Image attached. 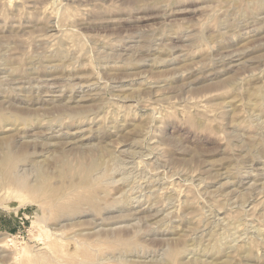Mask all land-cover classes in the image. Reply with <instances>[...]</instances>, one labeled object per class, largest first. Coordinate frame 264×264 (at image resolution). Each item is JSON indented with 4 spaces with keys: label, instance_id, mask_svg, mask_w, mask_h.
I'll list each match as a JSON object with an SVG mask.
<instances>
[{
    "label": "rangeland",
    "instance_id": "obj_1",
    "mask_svg": "<svg viewBox=\"0 0 264 264\" xmlns=\"http://www.w3.org/2000/svg\"><path fill=\"white\" fill-rule=\"evenodd\" d=\"M0 113V264H264V0H0Z\"/></svg>",
    "mask_w": 264,
    "mask_h": 264
},
{
    "label": "bare ground",
    "instance_id": "obj_2",
    "mask_svg": "<svg viewBox=\"0 0 264 264\" xmlns=\"http://www.w3.org/2000/svg\"><path fill=\"white\" fill-rule=\"evenodd\" d=\"M63 45V44H62ZM62 47V46H61ZM62 48H64V47H62ZM60 51V50H59ZM61 62H63V61H61ZM29 79V78H28ZM21 81V80H20ZM19 81V82H20ZM27 82V81H26ZM89 82V81H88ZM93 82V81H92ZM24 83V82H23ZM91 83V82H90ZM97 83V82H96ZM26 84V83H25ZM93 84V83H92ZM95 84V83H94ZM51 85V84H50ZM79 85V84H78ZM90 85V84H89ZM86 86V85H85ZM35 87V86H34ZM51 87V86H50ZM53 87V86H52ZM54 88V87H53ZM82 88V87H81ZM20 89H21V87H20ZM19 89V90H20ZM103 89V88H102ZM33 90V89H32ZM65 90V89H64ZM71 90V89H70ZM76 90V89H75ZM97 90V89H96ZM38 92V91H37ZM31 93H33V92H31ZM30 93V94H31ZM51 93V92H50ZM96 93V92H95ZM9 95H11V94H9ZM33 95H34V93H33ZM73 95V94H72ZM92 95H93V93H92ZM101 95V94H100ZM35 96V95H34ZM59 96V95H58ZM91 96V95H90ZM27 97V96H26ZM62 97V96H61ZM99 97V96H98ZM28 98V97H27ZM39 98V97H38ZM97 98V97H96ZM29 99H31V98H29ZM28 99V100H29ZM33 99V98H32ZM36 99V98H35ZM86 99V98H85ZM40 100V99H39ZM45 100V99H44ZM52 100V99H51ZM68 100V99H67ZM70 100V99H69ZM68 100V101H69ZM34 101V100H33ZM36 101V100H35ZM38 101V100H37ZM71 101V100H70ZM81 101H83L82 99H81ZM72 102V101H71ZM71 102H69V104L71 103ZM31 103V102H30ZM33 103V102H32ZM36 103V102H35ZM53 103V102H52ZM55 103V102H54ZM62 102H60V104H61ZM77 103V102H76ZM63 104V103H62ZM66 105H67V107H68V104L67 103H65ZM55 105V104H54ZM61 107H59V108H61L60 110L61 111H63L64 112V110H66L67 109V107H65V105H60ZM80 106V105H79ZM70 107V106H69ZM84 107V106H83ZM71 109V108H70ZM68 110V109H67ZM72 110V109H71ZM70 110V111H71ZM81 110V109H80ZM85 110V109H84ZM69 111V110H68ZM75 111V110H74ZM73 111V112H74ZM91 111H93V110H91ZM67 113V112H66ZM77 113V112H76ZM84 113H85V111H84ZM120 113H121V111H120ZM7 114V113H6ZM70 114V113H69ZM83 113L81 112V111H79L77 114H76V116L79 118H81V116L83 117V115H82ZM55 115H56V113H55ZM54 115V116H55ZM73 115H74V113H73ZM120 115V114H119ZM72 116V115H71ZM85 116V115H84ZM97 116V115H96ZM125 116V115H124ZM123 116V117H124ZM15 117V116H14ZM75 117V116H74ZM77 117H75V118H77ZM87 117V116H86ZM20 118H22V117H20ZM56 118V117H55ZM71 118V117H70ZM80 118H79V120H80ZM85 118V117H84ZM13 119V118H12ZM23 120H25L24 118H22ZM47 119V118H46ZM57 119V118H56ZM55 119V120H56ZM60 119H62V118H60ZM28 120V119H27ZM30 120V119H29ZM40 120V119H39ZM51 120V119H50ZM85 120V119H84ZM54 121V120H53ZM61 121H63V120H61ZM60 121V122H61ZM73 121V120H72ZM81 121H82V118H81ZM17 122H19V118L17 119V117H16V119H14V120H11V118H9V117H7L5 114H1L0 113V128H5L6 126V124H12V125H15V123H17ZM22 122V121H21ZM20 122V123H21ZM56 122V121H55ZM59 122V123H60ZM97 122V121H96ZM50 123V122H49ZM52 123V122H51ZM27 124V123H26ZM22 125V124H21ZM94 125V124H93ZM64 126V125H63ZM43 127V126H42ZM67 128V127H66ZM2 132H3V130H2ZM65 132V131H64ZM48 133V132H47ZM45 134V133H44ZM3 136V135H2ZM41 136V135H40ZM6 137V136H5ZM262 137V136H261ZM58 138V137H57ZM100 138V137H99ZM37 139V138H36ZM48 139V138H47ZM9 140V139H8ZM61 140V139H60ZM11 141V140H10ZM37 142V141H36ZM102 142V141H101ZM134 142V141H133ZM72 143V142H71ZM51 146V145H50ZM77 146V145H76ZM80 146V145H79ZM53 147H57V145L55 146H53ZM60 147V146H59ZM98 147V146H97ZM6 148H8V147H6ZM10 148V147H9ZM14 148V147H13ZM50 148V147H49ZM42 149V148H41ZM104 150H105V148H104ZM35 152V151H34ZM44 153V152H43ZM60 153V152H59ZM8 154V153H7ZM36 154H37V152H36ZM45 154V153H44ZM97 154V153H96ZM262 154V153H261ZM85 155V154H84ZM90 155V154H89ZM137 155H139V154H137ZM142 155V154H141ZM264 155V154H263ZM8 156H11V155H7V156H4L3 158H0V170H1V168H3V167H6V165L8 164V163H6V158H7V160H8V162H9V160L11 159V158H9ZM22 156V155H21ZM36 156V155H35ZM35 156H33L34 158H35ZM39 156V155H38ZM96 156V155H95ZM2 157V156H1ZM6 157V158H5ZM14 157V156H13ZM25 157V156H24ZM23 157V158H24ZM27 157V156H26ZM62 158V157H61ZM88 158H89V156H88ZM135 158V157H134ZM132 159V158H131ZM142 159V158H141ZM58 160V159H57ZM63 160V159H62ZM52 161V160H51ZM20 162H21V158L19 159V160H10V163H9V166H10V170H12V173L11 174H13L14 175V177L13 178H15L14 179V189H17V188H27V190L29 189V194H31V197L33 198V201L35 202V203H37L38 202V199H40L41 197H42V195H43V188L48 184V178L49 177H47V175H45V174H43L42 176H43V181H41L39 184H37L36 186L33 184V186L31 185H27V183L25 184V182H21L20 180H18L17 179V174H18V164H20ZM50 162V161H49ZM29 163V162H28ZM24 164H25V162H24ZM23 164V166H25ZM69 164V163H68ZM100 165V162H98V161H94V162H92L91 164H89V166L88 167H84L85 168V170H84V174H85V176L88 174V172L89 171H91L92 169H95V168H97L98 166ZM8 166V165H7ZM15 166H17L16 168H15ZM31 166H32V164H31ZM73 166V165H72ZM147 166V165H146ZM58 167V166H57ZM70 167V166H69ZM74 167V166H73ZM22 168V167H21ZM40 168V167H39ZM15 169V170H14ZM16 169H17V171H16ZM37 169V168H36ZM80 169V168H79ZM98 169V168H97ZM23 170V169H22ZM38 170V169H37ZM59 170V169H58ZM2 171V170H1ZM0 171V172H1ZM62 171H63V169H62ZM65 171V170H64ZM63 171V172H64ZM25 172V171H24ZM49 172V171H48ZM56 173V172H55ZM61 173V172H60ZM77 173V172H76ZM21 174V173H20ZM30 174V173H29ZM32 174V173H31ZM50 175H51V173H49ZM5 175V174H4ZM9 175V174H8ZM25 175V174H24ZM41 175V174H40ZM26 176V175H25ZM36 176V175H35ZM37 176H39V174L37 175ZM57 176V175H56ZM62 176V175H61ZM40 177V176H39ZM51 177V176H50ZM53 177V176H52ZM60 177V176H59ZM58 177V178H59ZM6 178V177H5ZM9 178V177H8ZM25 178V177H24ZM61 178V177H60ZM88 178V177H87ZM4 179V178H3ZM2 179V180H3ZM28 179V178H27ZM40 179V178H39ZM77 179V178H76ZM80 179V178H79ZM78 179V180H79ZM91 179V178H90ZM92 180H94V179H92ZM1 181V180H0ZM33 181V180H32ZM71 181V180H70ZM82 181V180H81ZM8 182V181H7ZM12 182V181H11ZM87 182V181H86ZM113 182H114V180H113ZM112 182V183H113ZM9 183V182H8ZM8 183H6V184H8ZM73 183V182H72ZM74 183H76L75 181H74ZM77 183H78V181H77ZM76 183V184H77ZM94 183V182H93ZM75 184V185H76ZM82 184V183H81ZM87 184V183H86ZM91 184V183H90ZM169 184V183H168ZM167 184V185H168ZM3 185V184H2ZM69 185V184H68ZM84 185H85V183H84ZM83 185V186H84ZM111 185V184H110ZM179 185V184H178ZM7 186V185H6ZM81 186V185H80ZM113 186V185H112ZM8 187V186H7ZM13 187V186H12ZM11 186H10V188H12ZM17 187V188H16ZM92 187V186H91ZM123 187V186H122ZM155 187V186H154ZM162 187V186H161ZM176 187V186H175ZM178 187V186H177ZM46 188V187H45ZM4 189V188H3ZM8 189H9V187H8ZM63 189H67V188H63ZM72 189V188H71ZM90 189V188H89ZM146 189V188H145ZM159 189V188H158ZM170 189V188H169ZM177 189V188H176ZM2 190V189H1ZM75 190V189H74ZM94 190V189H93ZM124 190V189H123ZM4 191H5V189H4ZM21 191V190H20ZM66 191V190H65ZM78 191V190H77ZM1 192V194H2V192L3 191H0ZM27 192V194H28V191H26ZM74 192V191H73ZM95 192V191H94ZM4 193V192H3ZM51 193V192H50ZM90 193V192H89ZM162 193V192H161ZM181 193V192H180ZM16 194H17V192H16ZM19 194V193H18ZM22 194V193H21ZM24 194H26V193H24ZM52 194V193H51ZM72 194V193H71ZM87 194V193H86ZM154 194V193H153ZM166 194V193H165ZM93 195V194H92ZM164 195V194H163ZM2 197L4 196L3 194L1 195ZM30 196V195H29ZM56 196V195H55ZM70 196V195H69ZM129 196V195H128ZM65 197V196H64ZM150 197V196H149ZM153 197V196H152ZM4 198V197H3ZM44 198V197H43ZM50 198V197H49ZM57 198V197H56ZM129 198V197H128ZM148 198V197H147ZM48 199V198H47ZM80 199V198H79ZM91 199V198H90ZM1 200V199H0ZM46 200V199H45ZM63 200V199H62ZM81 200H86V198L85 199H81ZM87 201V200H86ZM124 201V200H123ZM159 201V200H158ZM41 202V201H40ZM67 202V201H66ZM69 202V201H68ZM78 202V201H77ZM77 202H75L74 204H76ZM81 202V201H80ZM156 202V201H155ZM179 202V201H178ZM3 203V202H2ZM6 202H4V204H5ZM9 203V202H8ZM62 203V202H61ZM91 203V202H90ZM94 203V202H93ZM38 204V203H37ZM42 204V203H41ZM118 204V203H117ZM0 205H1V203H0ZM39 205V204H38ZM46 205V204H45ZM52 205V204H51ZM58 205V204H57ZM65 205V204H64ZM68 205V204H67ZM78 205V204H77ZM96 205V204H95ZM116 205V204H115ZM151 205V204H150ZM72 206V205H71ZM161 206V205H160ZM173 207V206H172ZM179 207V206H178ZM76 208V207H75ZM162 208V207H161ZM55 209V208H54ZM66 209V208H65ZM68 209H70V208H68ZM71 210V209H70ZM75 210V209H74ZM62 211H63V209H62ZM150 211V210H149ZM153 211V210H152ZM64 212V211H63ZM77 212V211H76ZM143 212V211H142ZM68 213V212H67ZM78 213V212H77ZM82 213V212H81ZM63 214H65V213H63ZM173 214V213H172ZM60 215V214H59ZM58 215V216H59ZM153 215V214H152ZM55 217V216H54ZM173 218V217H172ZM261 234V233H260ZM261 237V236H260ZM253 240V239H252ZM205 241H206V239H205ZM258 241V240H257ZM192 242V241H191ZM195 243V242H194ZM199 243V242H198ZM246 243V242H245ZM248 243H250V242H248ZM224 244V243H223ZM251 244V243H250ZM194 245V244H193ZM204 245V244H203ZM228 245V244H227ZM234 245V244H233ZM187 246H189V245H187ZM220 247H222L221 245H219ZM208 247V246H207ZM214 247V246H213ZM217 248H218V246H216ZM219 247V248H220ZM224 247V246H223ZM228 247V246H227ZM232 247V246H231ZM242 246H240V248H241ZM249 247H250V245H249ZM90 248V247H89ZM225 249H226V246L224 247ZM230 248V247H229ZM237 248V247H236ZM248 248V247H247ZM251 248V247H250ZM87 249V248H86ZM208 249H210V247L208 248ZM214 249V248H213ZM212 249V250H213ZM221 249V248H220ZM231 249V248H230ZM244 249V248H243ZM176 250V249H175ZM224 250V249H223ZM92 251H93V249H92ZM181 251V250H180ZM179 250H177V251H174V254H176V255H178L179 254V252H180ZM186 251V250H185ZM184 251V252H185ZM188 251V250H187ZM189 251H190V249H189ZM194 251V250H193ZM197 251V250H196ZM215 251V250H214ZM233 251H234V249H233ZM244 251V250H243ZM246 251H248V250H246ZM176 252V253H175ZM183 252V251H182ZM198 252V251H197ZM225 252H226V250H225ZM173 253V252H172ZM186 253V252H185ZM190 253H191V251H190ZM200 253V252H199ZM208 253V252H207ZM206 253V254H207ZM227 253V252H226ZM232 253V252H231ZM245 253V252H244ZM250 253V252H249ZM170 254V253H169ZM187 254V253H186ZM185 254V255H186ZM192 254V253H191ZM214 254V253H213ZM184 255V254H183ZM182 255V256H183ZM91 256V255H90ZM248 256V255H247ZM11 257V256H10ZM172 257H174V259H176L175 258V255H173ZM171 257V258H172ZM181 257V256H180ZM190 257H192V256H190ZM201 257V256H200ZM208 257V256H207ZM217 257V256H216ZM225 257V256H224ZM242 257V256H241ZM193 258V257H192ZM228 258V257H227ZM90 259V258H89ZM231 259V258H230ZM100 260V259H99ZM177 260V259H176ZM178 260H179V257H178ZM172 261H173V258H172ZM188 261V260H187ZM195 261H199L198 259H195ZM195 261H192V263L191 264H197ZM203 261V260H202ZM205 261V260H204ZM175 262V261H174ZM177 262V261H176ZM181 261H179V263H180ZM189 262V261H188ZM226 262V261H225ZM183 263V262H182ZM172 264H173V262H172ZM183 264H186V263H183Z\"/></svg>",
    "mask_w": 264,
    "mask_h": 264
}]
</instances>
